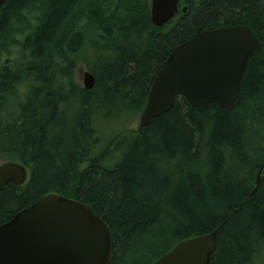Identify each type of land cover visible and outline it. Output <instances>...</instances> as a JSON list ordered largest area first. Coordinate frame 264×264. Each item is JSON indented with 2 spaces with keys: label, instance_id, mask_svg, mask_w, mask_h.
Here are the masks:
<instances>
[{
  "label": "trees",
  "instance_id": "1",
  "mask_svg": "<svg viewBox=\"0 0 264 264\" xmlns=\"http://www.w3.org/2000/svg\"><path fill=\"white\" fill-rule=\"evenodd\" d=\"M181 4L185 13L157 27L150 0L4 1L0 163L22 164L28 179L0 189V224L56 193L105 220L110 264H152L216 228L210 264H264V169L255 189L264 164V0ZM233 25L248 26L260 47L231 109L197 111L177 97L148 126L125 129L174 48ZM78 68L93 75L92 89Z\"/></svg>",
  "mask_w": 264,
  "mask_h": 264
},
{
  "label": "water",
  "instance_id": "2",
  "mask_svg": "<svg viewBox=\"0 0 264 264\" xmlns=\"http://www.w3.org/2000/svg\"><path fill=\"white\" fill-rule=\"evenodd\" d=\"M5 0H0V7ZM180 0H150V19L162 27L178 10ZM186 12V7L181 9ZM260 47L245 25L222 26L198 32L174 48L158 69L138 129L148 126L183 97L197 111L213 103L231 109L240 97L251 56ZM83 87L95 85L93 75L81 73ZM261 166L255 189L261 183ZM26 167L0 163V189L27 181ZM254 190L252 191V193ZM218 228L184 239L152 264H210ZM112 236L105 220L77 199L45 194L0 224V264H110Z\"/></svg>",
  "mask_w": 264,
  "mask_h": 264
},
{
  "label": "rangeland",
  "instance_id": "3",
  "mask_svg": "<svg viewBox=\"0 0 264 264\" xmlns=\"http://www.w3.org/2000/svg\"><path fill=\"white\" fill-rule=\"evenodd\" d=\"M184 6V5H183ZM81 68H78L77 69V72H76V75H77V78L82 82V78H81ZM138 124H139V116H137L136 118H133L131 120H128L127 123H125V121L123 122V126L125 125V129L126 130H134L138 127ZM120 126V125H119ZM121 127H118L116 128V131H118ZM111 129V126H109L108 128L105 127L104 130L107 131L110 133V130ZM108 132L105 133V135L103 136L104 137V144L106 143L107 141V138H108Z\"/></svg>",
  "mask_w": 264,
  "mask_h": 264
}]
</instances>
